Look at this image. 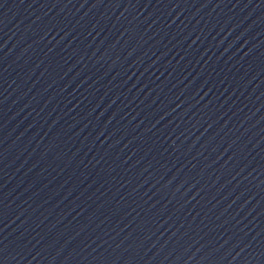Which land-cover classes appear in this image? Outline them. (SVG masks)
<instances>
[{"label":"water","instance_id":"95a60500","mask_svg":"<svg viewBox=\"0 0 264 264\" xmlns=\"http://www.w3.org/2000/svg\"><path fill=\"white\" fill-rule=\"evenodd\" d=\"M0 264H264V0H0Z\"/></svg>","mask_w":264,"mask_h":264}]
</instances>
